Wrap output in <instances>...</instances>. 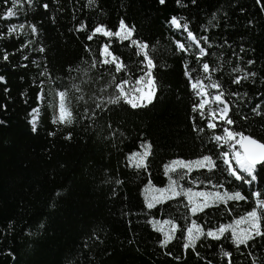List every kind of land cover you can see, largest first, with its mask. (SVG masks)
Returning a JSON list of instances; mask_svg holds the SVG:
<instances>
[{
  "label": "trees",
  "instance_id": "trees-1",
  "mask_svg": "<svg viewBox=\"0 0 264 264\" xmlns=\"http://www.w3.org/2000/svg\"><path fill=\"white\" fill-rule=\"evenodd\" d=\"M44 3L49 5L47 10L40 6ZM180 5L177 0H165L163 5L159 0H94L91 6L86 0H33L31 6L25 3L16 9L15 18L3 19L13 4L0 0V75L6 81L0 82V104L7 105V111L0 110L4 121L0 125V264H227L221 249L232 254V264H253L252 257L255 264H264V237L237 248L226 233L228 239L201 238L194 250L185 251L180 231L162 248L163 234L148 223L170 219L180 228L188 223L184 197L146 208L144 188L149 182L167 187L164 165L173 160L212 155L218 165L214 182L223 178L229 192L247 197V201H229L227 206L193 216L205 231L252 211L256 207L253 191H260L264 199V180L249 187L221 171L225 165L217 156L227 148L217 149L209 137L223 135L222 128L218 124L215 130L207 129V119L192 112L198 98L184 67L188 65L193 80L199 76L205 84L222 85L231 107L229 116L235 121L232 131L264 142V0H180ZM173 16L182 25L187 23V31L207 48L208 55L199 63L195 43L183 27L171 25ZM121 18L135 25L133 39L149 45L158 99L146 108L132 109L120 102L102 110L95 104L114 96L112 76L118 83L142 75L143 57L127 41L111 38L110 51L128 69L116 73L113 65L101 64V46L108 38L87 39L98 25L116 31ZM81 23L87 30L78 32ZM30 24L36 25L37 35L31 33ZM13 26L17 34L10 36L7 30ZM203 36L208 37L207 44ZM178 42L188 51H179ZM3 52L9 55L7 62ZM248 60L255 63L248 65ZM204 62L218 69L211 81L201 71ZM236 67L241 72L234 73ZM252 72L255 77L232 84L235 77ZM41 89L43 101L38 99ZM59 91L66 92L71 124L53 123L58 118ZM206 91L210 100L218 94L216 89ZM257 104L261 115L251 111ZM33 109H39L35 133L29 123ZM204 111L208 116V106ZM145 142L151 144L147 168L136 169L128 157L142 151L140 145ZM212 176L205 169L194 170L179 182L199 191L204 184L196 187L190 181L206 183ZM172 179L178 175L172 174ZM259 215L264 231V212Z\"/></svg>",
  "mask_w": 264,
  "mask_h": 264
},
{
  "label": "snow or ice",
  "instance_id": "snow-or-ice-1",
  "mask_svg": "<svg viewBox=\"0 0 264 264\" xmlns=\"http://www.w3.org/2000/svg\"><path fill=\"white\" fill-rule=\"evenodd\" d=\"M195 0H193V3ZM31 6L33 0H12L13 6L8 8L6 16H3V19H11L17 16L16 9L22 7L24 4ZM87 5L91 6L94 3V0H86ZM161 5L165 4V0H159ZM177 5H180V0H177ZM42 8L47 10L49 5L44 3L40 5ZM170 23L176 29H183L187 31V23L181 24V21L177 17L173 16L170 18ZM251 23V22H250ZM22 31L24 25L19 26ZM29 28L33 35H37V27L35 24H30ZM87 30V25L81 23L76 31L83 32ZM8 35L17 34V27L13 26L8 28ZM136 33L135 25L127 24L123 18L120 19L118 28L116 31H112L103 25H98L91 30L90 34L87 36L89 41H92L97 35H102L105 38H108V42L102 44L101 46V64L102 65H113L116 73H127V65L123 60L113 54L110 51L112 47L111 38L115 37L118 42L123 43L128 42L130 47L136 49V55L142 56L143 59L140 61V71L142 75L136 78L134 81L129 79H122L117 83L116 77L112 76L110 84L115 88L114 96L108 97L107 100H100L95 104V107L98 109L105 110L107 105H116L120 102H124L129 105L132 109L146 108L149 105H152L154 101L158 99V89L156 87L155 77L152 75L153 68L156 67L153 59L149 55V45L148 43L141 42L138 39H133V36ZM0 36H3V33H0ZM187 37L189 40L195 43V46L198 49L197 62L199 63L200 58L208 55L207 48L200 46V40L197 39L191 31H187ZM205 44H207L208 37L203 36ZM31 43V42H29ZM28 45H24L27 47ZM211 45H208L210 47ZM177 48L179 51L187 52L188 49L185 48L183 43H177ZM39 52L43 53L45 49L40 47ZM244 48L241 47L240 52H243ZM236 55V53H233ZM3 61L7 62L9 55L6 52L2 53ZM27 59V57H24ZM248 65L255 63L254 60H248L246 62ZM93 67H95V62H93ZM186 71L185 76L190 80V88L193 91L194 95L198 98V102H194L192 105V112L198 113L201 119H207L206 128L209 130H215L219 126L222 128L223 135L213 134L209 139L214 142L217 149L224 148L226 146L227 150L220 151L218 153L217 159L220 160L224 165V169L221 171L227 173V176L236 181H240L246 186L252 187L257 184L258 180H264V142L255 139L251 135H245L243 132H234L231 130L232 125L235 121L229 116L231 107L229 103L224 99V90L222 85L219 82H210L205 84L204 80L199 78V76L193 80L192 72L187 71L188 65H184ZM218 69H210V65L207 62L202 63L201 71L205 74V79L211 81L212 74ZM195 71V69L193 70ZM234 73L241 72L239 67L233 68ZM44 73H41L43 75ZM255 77L256 73H244L242 76L235 77L231 82L234 85H240L241 81H248L249 78ZM0 82L6 83L5 77L0 75ZM216 89L218 94H215L211 97V100L208 98V92L206 89ZM127 89V90H126ZM5 91H7L5 89ZM233 96L239 95L238 93H231ZM244 95H247L245 93ZM58 97V118L54 120L53 123L61 124H71V112L68 111L65 107V98L66 92L59 91L57 93ZM43 98V89H41L38 99ZM215 104V109H212L211 105ZM208 106L209 114L206 116L205 107ZM260 104H257L252 108L254 115H261L258 111ZM0 110L7 111V105L0 104ZM239 109H237L238 111ZM38 109H33L31 113V119L29 121L33 133L37 131V120H38ZM95 115V113H93ZM246 119V117H241ZM0 125H4V121L0 120ZM194 131L195 127V117H193ZM200 132L204 131V128L199 129ZM71 139L69 135L66 137ZM143 149V152H133L129 157L128 161L130 166H134L136 169H146L147 164L145 161L148 156L151 154V144L145 142L140 145ZM205 169L208 173H212L213 176L209 177L207 182L191 180L190 183L196 187H199L200 184H204V189L199 191H194L192 187L184 188L180 184V180H184L186 177L194 170ZM258 169L260 170L258 175ZM218 170L217 160L213 159L212 155H202L200 158L195 160H173L168 164L164 165L165 175L168 176V186L165 188H155L151 185V182L144 188V198L146 200V208L148 210L156 208L158 204H163L166 201L174 200L178 197H184L186 203L183 205L187 209V213L184 216V220L187 221L184 228H180L172 220L161 221L152 219L148 223L153 227L156 232L162 233L163 238L160 241V246L166 247L174 239H176V232L180 231L184 237V243L182 245L183 249L187 251L188 249H195L197 241L204 239L212 240H221L228 239L226 233H230V238L233 244L239 248L240 245L248 246V242L255 240L257 237H264V231H261L260 228V219L261 216L259 213L264 212V199H261V192L255 190L252 192V195L255 199L256 207L252 211L247 212L244 216L239 219H235L232 223L220 224L216 228H209L207 231L204 230L202 225H199L195 219H192L193 216H196L198 213H204L206 209L219 206L221 204L227 206L229 201H247V197L241 192H229L225 187V181L223 178L219 182H214L213 177L215 176L216 171ZM177 174L178 179H172V174ZM243 173V174H241ZM117 183H122V181H117ZM207 189V190H205ZM226 210L231 213V209ZM167 225V229L163 226ZM245 225V227H240ZM222 255L227 259V264H232L231 253L224 252L221 249ZM199 256L198 252L194 253ZM251 256V253H249ZM179 259V258H177ZM255 257H252L253 264H255ZM211 264V261L208 262Z\"/></svg>",
  "mask_w": 264,
  "mask_h": 264
},
{
  "label": "rangeland",
  "instance_id": "rangeland-1",
  "mask_svg": "<svg viewBox=\"0 0 264 264\" xmlns=\"http://www.w3.org/2000/svg\"><path fill=\"white\" fill-rule=\"evenodd\" d=\"M15 18V17H14ZM43 99H44V94H43V98L42 99H40V101H43ZM56 99L58 100V97L56 96ZM56 111H57V113H58V107H57V109H56ZM38 114H39V109H38ZM37 114V115H38ZM38 121V120H37ZM141 153L143 152V150L142 151H140ZM152 186H154V185H152ZM155 188H159V187H156V186H154ZM163 221H161V223H162ZM166 229H167V225H163ZM240 227H245V225H241Z\"/></svg>",
  "mask_w": 264,
  "mask_h": 264
},
{
  "label": "water",
  "instance_id": "water-1",
  "mask_svg": "<svg viewBox=\"0 0 264 264\" xmlns=\"http://www.w3.org/2000/svg\"><path fill=\"white\" fill-rule=\"evenodd\" d=\"M246 135H250V134H246ZM252 136V135H251ZM255 138V137H254ZM256 139V138H255ZM258 140V139H257ZM262 142V141H261Z\"/></svg>",
  "mask_w": 264,
  "mask_h": 264
}]
</instances>
